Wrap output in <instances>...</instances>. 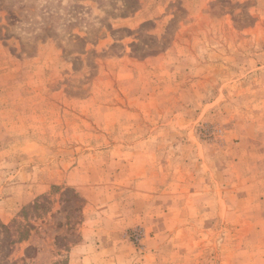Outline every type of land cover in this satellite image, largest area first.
<instances>
[{
	"label": "rangeland",
	"instance_id": "1",
	"mask_svg": "<svg viewBox=\"0 0 264 264\" xmlns=\"http://www.w3.org/2000/svg\"><path fill=\"white\" fill-rule=\"evenodd\" d=\"M12 222L0 264H264V0H0Z\"/></svg>",
	"mask_w": 264,
	"mask_h": 264
},
{
	"label": "trees",
	"instance_id": "2",
	"mask_svg": "<svg viewBox=\"0 0 264 264\" xmlns=\"http://www.w3.org/2000/svg\"><path fill=\"white\" fill-rule=\"evenodd\" d=\"M39 199H43V198H37L36 201L34 203H32L31 205H28L26 208H24L20 215L26 219V217L28 216V213L30 212H35L36 216H40V212L38 211L40 208H43L42 205L39 204ZM15 222H12L8 225H3L0 224V229L4 230L5 232H8L9 235L12 234L13 231L16 230V234H17V238L16 240L13 239L11 241L7 242V245H12V244H16V243H21L24 241H27L28 238L30 237V230L34 229L33 225L29 224H20L18 223V225L16 226L15 230H14V224ZM13 230V231H12Z\"/></svg>",
	"mask_w": 264,
	"mask_h": 264
},
{
	"label": "crops",
	"instance_id": "3",
	"mask_svg": "<svg viewBox=\"0 0 264 264\" xmlns=\"http://www.w3.org/2000/svg\"><path fill=\"white\" fill-rule=\"evenodd\" d=\"M109 245H108V248H110L111 249V253H113L114 255H116V252H118L120 249H128L129 250V246L128 245H125V243H123V242H120V241H111V242H109L108 243ZM120 248V249H119ZM116 249H119L118 251L116 250ZM75 250V247H74V249L71 251V253H73V251ZM127 256H129V255H127L126 253L125 254H122V256H120V257H114V259H120V262H117L118 264H121V261L123 262V264H131L130 263V259H126V257ZM84 260H86V259H84ZM108 261V263L109 264H111V263H113V262H111V260L109 259V260H107ZM70 264H75V263H70Z\"/></svg>",
	"mask_w": 264,
	"mask_h": 264
}]
</instances>
